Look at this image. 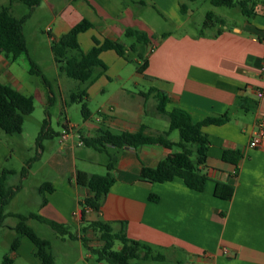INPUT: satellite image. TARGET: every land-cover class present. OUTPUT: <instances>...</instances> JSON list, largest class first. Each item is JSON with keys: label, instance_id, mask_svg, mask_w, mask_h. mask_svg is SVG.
Returning a JSON list of instances; mask_svg holds the SVG:
<instances>
[{"label": "crops", "instance_id": "obj_1", "mask_svg": "<svg viewBox=\"0 0 264 264\" xmlns=\"http://www.w3.org/2000/svg\"><path fill=\"white\" fill-rule=\"evenodd\" d=\"M75 1L76 7H67L71 8L68 16L53 13L52 27L49 28L50 44L85 19L94 25L93 29L79 35V42L86 52L94 46V37L130 47L134 40L129 39L130 43H125V33L129 29L137 30L150 38L145 50L148 68L143 74L138 72L137 67L130 72L128 68L131 62L138 63L137 53L130 50L127 60L115 51L101 55L107 70L98 69L95 81L83 84L86 85L84 89L88 93V103L94 98L104 99L96 116L91 113L89 120H83L82 127L72 125L67 119L63 128L77 127L76 133L62 140L63 129L58 133L57 141L54 137L45 140L37 155L39 166L35 169L29 167L26 176L16 169H9L16 173L10 178L9 186H21V190L7 207L6 213L23 216L36 214L71 229L76 240L56 236L53 243L51 239L43 237L51 243L55 264H77L69 251L71 247L78 249L79 264H94L95 261L103 264L97 262L90 250L102 248L99 235L92 229L83 230L95 222H115L117 230L122 228L120 223H125L126 235L130 239L153 248L154 256L165 257L163 262L148 260L143 264H264V138L260 147H250L261 125L264 129V1L252 18L244 16L242 21L234 23L222 18L226 25L214 28L208 35L185 34L177 37L169 32L157 34L153 27L136 18L135 11L126 2ZM158 2L179 29L193 15L188 9L183 13L178 0ZM50 51L54 68L60 73L51 46ZM11 66L10 59L0 54V81L27 96L10 73ZM141 80L150 82V89L157 88L168 97L167 111L183 109L196 123L209 117L229 115L228 123L204 128L210 147L203 172L210 180L202 193L190 190L179 178L164 184L146 182L141 179L142 169L156 168L176 150L161 146L138 149L108 147L107 151L117 157L113 172L115 184L102 209L87 211L83 223L81 203L92 193L77 184L78 172L98 175L92 173L98 165L104 167L107 174L110 157L108 153L80 145L79 135L91 138L100 128L114 134H135L141 126L146 127L147 136L169 131V119L157 112L155 96L145 98L143 94L147 92L132 91L138 89ZM150 99H154L151 104ZM67 102L64 101L66 109L69 106ZM149 115L152 116L151 120ZM171 135L170 140L178 143L171 139ZM226 152L240 153L241 159L237 165L224 160ZM96 155L106 157V161ZM5 156H0V172L8 169ZM30 175L42 176L32 188V196L27 194L29 198H25L23 203L34 206L32 211L18 204L21 196L26 195ZM46 183L52 184L54 191L42 192L41 187ZM216 183L233 187L231 200L215 197ZM151 195L157 196L158 201H151ZM45 200L47 203L44 205ZM10 219L17 220L8 217L5 227L0 230V235L8 233L6 235L10 237V254L7 256L14 260V264L19 261L39 264L34 257L35 247L29 239L21 238L18 249L15 252L11 250L17 237L14 228L18 220L9 222ZM28 223L39 236L42 235L35 224L48 225L37 219H30ZM83 249L88 250L87 255ZM59 255L65 263L59 262Z\"/></svg>", "mask_w": 264, "mask_h": 264}, {"label": "trees", "instance_id": "obj_2", "mask_svg": "<svg viewBox=\"0 0 264 264\" xmlns=\"http://www.w3.org/2000/svg\"><path fill=\"white\" fill-rule=\"evenodd\" d=\"M264 0H211L215 7H227L230 9H239L243 16L252 18L256 15L257 7ZM23 2L31 8V12L38 7L42 0H11V3ZM183 12L186 8L182 6ZM31 17V13L22 19L15 18L10 7L0 8V54H4L12 61H17L22 55L28 54V44L24 32V26ZM224 19L209 13L204 23L205 29H212L218 26H225ZM94 25L83 20L77 24L70 32L63 35L58 41L51 45L54 59L59 66L61 74L68 78L80 82L82 85L93 83L97 78V70H107L106 64L101 59V55L107 51H115L120 57L128 59V50L137 53L141 61L138 72L143 74L148 68V61L145 56V50L150 43L149 36L141 31L129 29L125 33V39L134 40V43L127 47L124 43L111 41L109 39L100 40L93 38L94 46L89 51H84L79 42V35L93 29ZM32 74H41L40 70L32 64ZM147 79H150L147 77ZM154 95L158 101L157 112L169 119L170 128L168 132L157 136H147L146 127L141 126L138 133L124 132L114 134L108 129L100 128L91 138L83 137L87 148L100 153H108L110 159L107 164L108 173L106 175H89L85 172H78L76 182L79 186L88 188L92 196L81 203V221L85 222L86 212L89 210L100 211L104 205L105 199L111 188L115 184L113 172L115 170L117 157L107 151L108 147L122 149L130 147L138 149L143 146H161L169 150H176L173 154L166 157L156 168L144 167L141 171V179L150 183H169L179 178L182 179L192 191L202 193L207 187L209 177L203 172L207 164L210 141L204 128L208 126H221L230 121L228 114L220 117H209L202 122H194L191 115L183 109H173L167 111L169 103L168 97L161 93L157 88H152L148 93H144L145 98ZM50 98V104L53 102ZM80 104L84 120H89L92 116L88 108V93L85 89L80 94H71L66 105ZM35 110L33 97L26 96L12 87L3 84L0 81V129L7 135H21L25 121ZM178 131L180 141L173 143L170 140L171 133ZM53 138L44 125L38 138L37 144L40 146L45 140ZM224 160L237 165L241 159L240 153L226 152ZM23 175L26 176L28 170L25 169ZM26 173V174H25ZM16 173L9 169H3L0 172V230L5 227V221L8 217H14L18 223L14 230L17 237L14 240L11 250L15 252L21 243V238L29 239L35 249L34 257L39 264H55V258L51 252V243L49 240L39 236L29 225L30 219L40 220L52 227V229L61 238L76 240L71 233V229L63 224L47 221L38 215L23 216L9 215L6 209L21 190V186L10 187L9 180ZM42 192L54 191L53 185L46 183L41 187ZM234 189L231 186L222 183H216L215 197L222 200H231ZM151 201H158V197L151 195ZM47 201H44V205ZM115 222H95L88 225L83 230L92 229L99 235L103 242L102 248L90 249L96 256L98 263L106 264H143V261L153 260L155 262L165 261L162 255L154 256V250L148 245L130 239L126 235L125 223L121 230H117ZM117 243L121 244V249L115 250ZM84 247L87 246L84 244ZM2 264H14V260L9 256L4 257Z\"/></svg>", "mask_w": 264, "mask_h": 264}, {"label": "rangeland", "instance_id": "obj_3", "mask_svg": "<svg viewBox=\"0 0 264 264\" xmlns=\"http://www.w3.org/2000/svg\"><path fill=\"white\" fill-rule=\"evenodd\" d=\"M126 2L132 10L136 13L137 19H142L149 27H153L160 35L163 32L175 33V36L190 35H208L213 32L212 29H205L207 15L213 13L215 16L224 18L228 23L240 22L244 19L239 9H230L227 7H215L211 0H178L179 4L184 5L188 11L193 13L189 22L181 29L177 28L175 21L168 15L166 10L162 8L158 0H118ZM71 5L76 7L75 0H42L41 4L31 12V8L23 2L11 3V0H0V8L10 7L11 13L15 18L22 19L31 13V17L27 20L24 26V32L28 44V54L22 55L17 61H12L10 73L15 77V80L23 87L27 96L33 97L35 110L33 114L27 117L23 133L21 135H7L0 129V156L7 157L5 165L8 169H16L19 173L33 166L34 169L39 166L37 155L40 145L37 144V138L46 125V129L53 135L54 140H58V133L64 128L67 119L72 125L83 126V116L80 104H71L66 109L64 101H69L71 94H80L86 85L68 78L66 75L57 73L54 68V60L50 51L51 44L49 43V28L52 27L53 13L59 15L64 14L68 16ZM184 13V12H183ZM88 17V16H86ZM59 20H61L59 18ZM125 43H130V40L123 39ZM138 63L131 62L129 66L130 72H134L136 67L140 66L141 61L137 55ZM32 64L40 70L41 74H32ZM10 74V75H11ZM113 86H116L113 85ZM152 84L148 81L141 80L140 86L137 90H132L138 93L139 91L149 92ZM53 97V102L50 104V98ZM102 98H94L88 103L90 112L96 116L97 110ZM154 99L149 100V104L153 103ZM152 116L149 115V120ZM77 127L75 128V130ZM172 140L180 141L178 131L171 135ZM47 143V142H45ZM104 162L106 157H100ZM32 158V160H30ZM26 162V163H25ZM106 169L102 166H95L92 173L98 175H106ZM27 173V174H28ZM26 174V173H25ZM26 174V175H27ZM25 176V175H24ZM40 175H30L27 182L28 189L26 195L21 196L19 205L24 203L25 198L32 196V188L41 180ZM29 196H28V195ZM30 211L34 210V206L23 204ZM22 205V206H23ZM27 205V206H26ZM24 208V207H23ZM15 219H10L9 222H16ZM35 227L39 231L41 237L49 238L55 243V237L58 236L48 225L36 223ZM4 233L0 235V264H2L4 257L10 254L8 243L10 237ZM92 239L97 240L96 237ZM60 244V243H59ZM120 243H117L115 250L118 251ZM58 250V247L56 248ZM70 253L73 260L78 263V249L76 247L70 248ZM85 255L88 254L87 249H83ZM58 253V252H56ZM94 258L96 256L93 255ZM59 262L62 263V256H58ZM38 262V261H37ZM96 262V261H95ZM94 264H97L95 263ZM65 263V262H64ZM18 264H24L19 261ZM85 264V263H80ZM106 264V263H103ZM152 264V263H146Z\"/></svg>", "mask_w": 264, "mask_h": 264}, {"label": "built area", "instance_id": "obj_4", "mask_svg": "<svg viewBox=\"0 0 264 264\" xmlns=\"http://www.w3.org/2000/svg\"><path fill=\"white\" fill-rule=\"evenodd\" d=\"M262 74L264 75V67L262 69ZM262 94H259V96H261ZM263 126L261 125V128L259 129V131L257 132V134L255 135V137L252 139L251 143H250V147L251 148H258L261 146L262 143V139L264 138V129L262 128ZM76 133L75 128L73 127H65L62 134H61V138L62 140H67L71 135H74ZM80 145L84 146V141H83V136H80Z\"/></svg>", "mask_w": 264, "mask_h": 264}]
</instances>
